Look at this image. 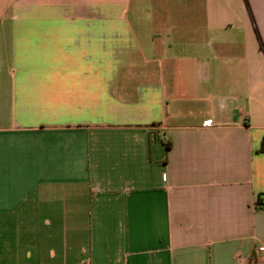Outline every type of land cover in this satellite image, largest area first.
Masks as SVG:
<instances>
[{
	"label": "crops",
	"instance_id": "1",
	"mask_svg": "<svg viewBox=\"0 0 264 264\" xmlns=\"http://www.w3.org/2000/svg\"><path fill=\"white\" fill-rule=\"evenodd\" d=\"M264 0H0V264H264Z\"/></svg>",
	"mask_w": 264,
	"mask_h": 264
},
{
	"label": "built area",
	"instance_id": "2",
	"mask_svg": "<svg viewBox=\"0 0 264 264\" xmlns=\"http://www.w3.org/2000/svg\"><path fill=\"white\" fill-rule=\"evenodd\" d=\"M261 249L264 250V246H262Z\"/></svg>",
	"mask_w": 264,
	"mask_h": 264
},
{
	"label": "trees",
	"instance_id": "3",
	"mask_svg": "<svg viewBox=\"0 0 264 264\" xmlns=\"http://www.w3.org/2000/svg\"><path fill=\"white\" fill-rule=\"evenodd\" d=\"M262 205H263V207H264V203H261Z\"/></svg>",
	"mask_w": 264,
	"mask_h": 264
}]
</instances>
